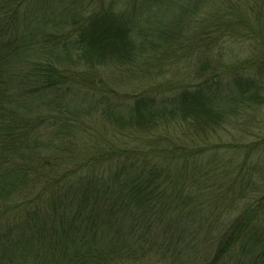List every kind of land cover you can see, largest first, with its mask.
I'll list each match as a JSON object with an SVG mask.
<instances>
[{"label": "trees", "instance_id": "1", "mask_svg": "<svg viewBox=\"0 0 264 264\" xmlns=\"http://www.w3.org/2000/svg\"><path fill=\"white\" fill-rule=\"evenodd\" d=\"M214 1L0 0V264H264V0Z\"/></svg>", "mask_w": 264, "mask_h": 264}, {"label": "rangeland", "instance_id": "2", "mask_svg": "<svg viewBox=\"0 0 264 264\" xmlns=\"http://www.w3.org/2000/svg\"><path fill=\"white\" fill-rule=\"evenodd\" d=\"M219 0H216V1H214V4H212V2H211V4H210V7H206L207 8V10H211L210 12H209V15H211V13H212V9H214V8H216V4H217V2H218ZM221 2H227L228 0H220ZM220 1H219V3H220ZM178 9H180V7H177ZM200 12V11H199ZM207 14H204V15H200V14H198L197 15V21H199V20H201V18H202V16H206ZM196 19V18H195ZM201 24H202V21H200V22H198L197 24L195 23L193 26H194V29H197V30H200V27H201ZM238 43V42H237ZM234 44V43H233ZM230 45L229 46V48H231V50H232V52H233V56L234 55H239L240 53H241V51H240V49L239 48H237V47H235L234 45ZM238 44H240V46L239 45H237V44H235V45H237V46H239V47H242V48H249V45H248V43L247 42H241V43H238ZM249 50V49H248ZM248 50L246 51V52H244L243 54L241 53V55L239 56V59H243V58H245L246 57V55H248L249 54V52H248ZM261 115H262V117H260V118H262V119H264V106H262V108H261ZM260 128L261 129H263V132L262 133H264V124H262V126H260ZM260 130V129H259ZM258 130V131H259ZM124 141V143L125 144H134V137H131V138H128L127 140H123ZM257 156H258V154H252L251 155V159H253V160H255V161H257Z\"/></svg>", "mask_w": 264, "mask_h": 264}]
</instances>
